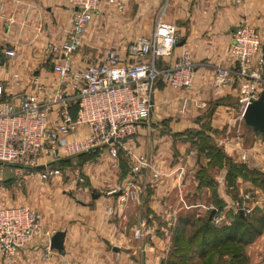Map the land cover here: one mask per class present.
Listing matches in <instances>:
<instances>
[{"label": "crops", "instance_id": "0c3cea01", "mask_svg": "<svg viewBox=\"0 0 264 264\" xmlns=\"http://www.w3.org/2000/svg\"><path fill=\"white\" fill-rule=\"evenodd\" d=\"M119 1L123 10L109 4L100 8L87 29L84 44L71 56V65L81 70L98 63L107 48H114L125 58L138 37L152 35L163 13V20L175 26L179 42L171 58L159 61L158 65L168 69L188 50L196 65L195 86L189 91L175 90L159 80L149 125H141L124 150L120 149L125 160L115 167L97 169L95 193L99 198H92V204L81 203L80 208L71 204L68 209V201L60 196L53 203L56 213L36 211L43 217L42 229L14 260L7 262L0 257V264H168L172 234L183 224L182 191L191 182L188 176L199 181V171L205 166L198 143L183 135L203 131L205 123L225 133L236 123L237 112H242L238 79L235 77L221 89L215 88L213 80L219 67H229L234 72L235 66L229 59L231 37L244 23L261 35L264 57V0ZM0 2L4 11L0 20L1 47L14 52L13 57L1 56V99L18 105L15 97L36 93L35 81L46 85V94H39L40 97H48L58 82L53 68L59 62L50 53V47L66 40L74 8L68 0ZM261 90L262 94L264 82ZM206 134L213 136L208 131ZM228 149L225 146L226 154ZM255 151L261 152L258 148ZM243 154L250 157L246 150ZM252 155L256 159L253 166H264L262 154ZM54 163L36 171L53 168ZM135 166L140 168L138 174L132 173ZM7 167L0 164V208L19 207L4 187ZM99 172L103 174L99 176ZM154 174L159 178L155 179ZM102 187L125 191L121 195L120 190L117 193L114 189L107 197H101ZM196 212V217L201 218V210ZM46 232H66L63 252L52 250L51 256L45 258ZM252 249L264 255V233Z\"/></svg>", "mask_w": 264, "mask_h": 264}, {"label": "built area", "instance_id": "2783aa9c", "mask_svg": "<svg viewBox=\"0 0 264 264\" xmlns=\"http://www.w3.org/2000/svg\"><path fill=\"white\" fill-rule=\"evenodd\" d=\"M74 8L69 35L61 45L50 47L57 62L53 72L57 85L51 95L46 85L36 83V93L19 95L16 105L1 99L0 86V164L10 168L36 170L39 166L99 148H107L112 158L118 157L119 147L132 140L141 125H149L153 109L156 83L164 81L175 90L189 91L196 81V65L188 50L168 69H161L159 61L171 58L177 44L174 25L157 19L151 36L138 37L122 58L114 48H107L98 63L85 69H75L70 58L85 42L87 29L104 4L117 5L119 0H68ZM240 2V0L238 1ZM0 2V20L3 19ZM259 32L247 23L232 33L229 67H219L214 75L215 88L229 86L236 77L240 85L239 103L242 113L261 95L264 82V57ZM13 57L4 51L1 56ZM256 61V65L253 62ZM71 137L72 139H69ZM248 157L243 154V159ZM44 162L40 165L39 162ZM135 166L132 173L138 174ZM54 174L49 168L41 171L42 179ZM158 179V174H154ZM43 227L40 213L26 206L0 208V257L10 262L34 239ZM45 258L52 254L53 233L46 232Z\"/></svg>", "mask_w": 264, "mask_h": 264}, {"label": "rangeland", "instance_id": "374dc122", "mask_svg": "<svg viewBox=\"0 0 264 264\" xmlns=\"http://www.w3.org/2000/svg\"><path fill=\"white\" fill-rule=\"evenodd\" d=\"M241 113V111L237 112L236 123L231 128L229 127V131L209 136L212 137L209 145L212 147L210 148H218L224 155L223 159H219L216 151L208 148L205 153L201 154L205 166H201L202 170L198 174L199 181H195V178L191 179L189 176L187 178L191 182L186 184L188 186L183 189L181 194L182 198L180 201L184 209L181 212L183 220L180 221V224L183 223L182 225H184L188 234L198 228L205 219L210 217L212 212H215V214L211 222L213 225L218 226L231 224L236 216L241 215V211H243L244 217H247V220L251 222L264 211V197H262V195L264 196V190L260 188L264 187L262 186L264 182V166H253L256 165V159L252 155L253 153L256 155L260 153L264 160V147H259L264 146V134L249 128L241 118ZM199 146H203V142H199ZM225 146L229 147L227 154L224 150ZM257 148L261 152L255 151ZM120 149L124 150V146L119 147L117 158H112L108 149L103 147L60 159L52 165L54 166L53 168H50L54 174L48 179H42L40 172L36 170L7 167L5 168L4 187L9 189L8 196L17 202V205L30 207L42 214L43 212L47 214L56 213L53 203L57 202L60 196L68 201V209L71 208V204L74 208L79 207L81 203L85 205L92 204L95 202L92 199V195L98 189V187L95 188L97 169L101 166L115 167L118 166L119 161L125 160L121 158ZM243 150L250 152V157L248 156L245 160L242 155ZM126 159L129 162L127 157ZM130 163H132V160ZM240 170L242 172L245 171L247 178L236 174ZM253 171L261 174L259 187L253 184ZM99 173V176L103 174L102 172ZM229 176H231L230 179ZM201 178L210 188L208 186L200 187ZM193 180L198 182V186L193 183ZM114 189L110 190L107 187H102L99 193H101V197H107V193L112 190L117 193L121 191V195L125 191V188ZM170 201H172V197ZM219 201L222 202V206L219 205ZM130 204L133 206V200ZM176 206L179 205L177 204ZM193 206L196 207L193 208ZM196 210H201V218L196 217ZM176 230L172 234L173 246L166 260L168 264H172L173 259L170 257L176 248L174 246ZM188 234L186 235L188 236ZM252 245L253 243L244 247V253L248 257V264H259V260L264 261V255H259L252 249ZM182 258L183 261L178 264H235L232 263L230 253L220 256L218 252H212L207 259L203 260L200 258L198 250H191L185 252Z\"/></svg>", "mask_w": 264, "mask_h": 264}, {"label": "trees", "instance_id": "16d2710c", "mask_svg": "<svg viewBox=\"0 0 264 264\" xmlns=\"http://www.w3.org/2000/svg\"><path fill=\"white\" fill-rule=\"evenodd\" d=\"M206 131L213 135L219 134L211 124L205 123L204 129L201 132H189L183 136L191 141L203 142V146H199V153L203 154L207 151L211 144L212 137L206 134ZM256 132V131H255ZM180 137V136H179ZM199 141V142H198ZM216 151L217 157L223 159L224 155L218 148H210ZM236 173V172H235ZM240 177L247 178L245 171L236 173ZM259 172H252V180L255 186L259 187ZM231 176H229L230 179ZM202 179V178H201ZM200 187L210 186L206 184L203 179L200 180ZM263 184V185H262ZM261 185L264 186V182ZM264 190V187H260ZM220 202V201H219ZM222 206V202L219 204ZM174 238V246L176 248L171 254L172 264H178L183 261V254L187 251L198 250L201 259H207L212 253L218 252L220 256L230 253L232 263L235 264H248V257L244 253V247L254 243L264 233V211L256 219L251 222L247 217L236 216L231 224H221L215 226L212 224L210 217L204 220L198 228L189 233L184 225L177 228ZM188 234V236L186 235ZM187 236V237H186ZM229 249V250H228Z\"/></svg>", "mask_w": 264, "mask_h": 264}, {"label": "water", "instance_id": "95a60500", "mask_svg": "<svg viewBox=\"0 0 264 264\" xmlns=\"http://www.w3.org/2000/svg\"><path fill=\"white\" fill-rule=\"evenodd\" d=\"M242 119L244 123L254 131L264 134V92L260 95L258 100L251 102L245 109ZM10 167L9 165H6ZM37 169H45V166L39 167ZM92 198L95 200L99 198V194H93ZM215 212H212L210 219L214 216ZM241 216H244L243 211H241ZM66 232H56L50 241L51 250H56L58 252H63L65 247Z\"/></svg>", "mask_w": 264, "mask_h": 264}]
</instances>
